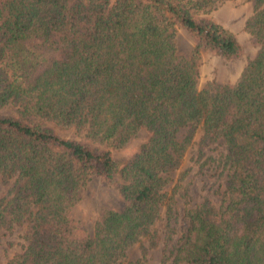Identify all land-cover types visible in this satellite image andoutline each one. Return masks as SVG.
Returning <instances> with one entry per match:
<instances>
[{
	"label": "trees",
	"instance_id": "16d2710c",
	"mask_svg": "<svg viewBox=\"0 0 264 264\" xmlns=\"http://www.w3.org/2000/svg\"><path fill=\"white\" fill-rule=\"evenodd\" d=\"M227 1L0 0V108L19 109L0 115V176L16 178L0 230L25 225L7 264H124L139 239L156 247L162 208L176 220L170 174L193 143L200 155L224 147V190L218 207L184 209L161 264H264V0H247L259 49L237 82L198 84L202 54L242 53L209 16ZM178 29L193 41L188 56L177 53ZM141 132L146 142L123 166L100 147L120 151ZM92 179L122 206L103 209L88 233L71 214Z\"/></svg>",
	"mask_w": 264,
	"mask_h": 264
},
{
	"label": "rangeland",
	"instance_id": "374dc122",
	"mask_svg": "<svg viewBox=\"0 0 264 264\" xmlns=\"http://www.w3.org/2000/svg\"><path fill=\"white\" fill-rule=\"evenodd\" d=\"M253 13V3L247 0H230L212 11L211 16L217 23L231 31L237 38L242 48L241 55L233 60H225L210 53H204L199 60L200 87L207 82L216 81L223 85H234L248 61L253 59L258 52L255 39L246 30V22ZM177 53L188 56L193 46L192 39L181 29L177 30ZM17 106L8 105L0 108L1 116L19 117ZM58 136L80 140L83 133H77L73 129L55 128ZM148 135L141 132L125 148L120 151H112L107 146L101 149L111 151L112 157L119 166L126 164L137 152L139 146L146 142ZM225 154L222 145L204 149L201 155L197 146L193 143L187 150L181 170L170 174L169 188L179 186L175 195L174 212L176 220L168 221L166 208L161 211V218L155 224L154 229L160 236L156 247L150 245L149 238H142L131 246L126 253L124 264H161L163 254L168 253L181 237L183 226L180 221L185 208H192L207 200L210 205H220L221 193L227 172L220 166ZM200 155V156H199ZM185 176L178 181L181 173ZM16 178L6 179L0 176V200L15 185ZM122 202L114 187L104 184L98 179H92L81 193V200L75 206L71 214V220L79 228L92 232L93 224L103 209L120 210ZM25 225L15 226L12 230H0V264H7L15 254L22 251L25 240Z\"/></svg>",
	"mask_w": 264,
	"mask_h": 264
}]
</instances>
